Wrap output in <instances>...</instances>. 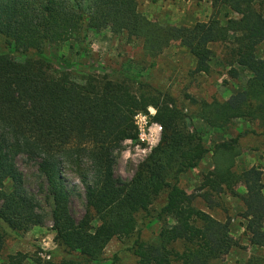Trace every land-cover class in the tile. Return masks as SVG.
<instances>
[{
    "label": "trees",
    "instance_id": "obj_1",
    "mask_svg": "<svg viewBox=\"0 0 264 264\" xmlns=\"http://www.w3.org/2000/svg\"><path fill=\"white\" fill-rule=\"evenodd\" d=\"M211 1L214 11L208 20L177 26L148 19L139 11L138 0H0V255L8 231L26 232L43 225L46 217L40 201L24 185L16 163L19 155L37 163L52 200L60 258L38 257L36 264L101 260L112 238L136 232V215L150 214L162 193L164 203L153 215L162 222L157 237L139 236L130 246L136 264H209L226 255L236 245L229 221L198 207L196 195L179 185L180 175L197 167L208 152L213 166L203 175L201 196H240L245 232L252 244L264 246L262 173L256 166L234 169L239 136L209 149L171 95L126 75L114 79L95 67L78 82L70 73L73 65L51 53L53 44L70 39L81 43L90 29L109 28L126 32L130 40L140 39L150 56L177 42L195 58L194 72L209 73L211 44L227 43L232 61L252 75L245 88L225 100L190 97L198 106L195 115L216 128L241 117L264 125V54H258L264 14L255 0ZM223 6L237 17L223 23L218 15ZM16 52L24 58L17 59ZM150 106L155 110L150 120L161 126L159 140L133 176L121 180L114 173L116 157L124 141L138 136L134 115L149 114ZM65 167L84 185L80 218L70 210ZM238 184L245 186V194L238 193ZM27 257L21 251L9 253L4 264H23Z\"/></svg>",
    "mask_w": 264,
    "mask_h": 264
},
{
    "label": "rangeland",
    "instance_id": "obj_2",
    "mask_svg": "<svg viewBox=\"0 0 264 264\" xmlns=\"http://www.w3.org/2000/svg\"><path fill=\"white\" fill-rule=\"evenodd\" d=\"M255 6L264 14V0H255ZM138 9L148 19L163 24L191 26L197 21H206L214 11L211 0H138ZM223 23L237 14L227 7H220L218 14ZM213 54L210 60L209 73L194 72L195 58L189 50L177 42L171 43L159 55L150 56L142 48L140 39H128L126 32L113 33L109 28L90 29L84 42L74 39L53 44L51 53L56 58H63L73 66L71 76L78 82L93 67L100 73H108L112 78H123L142 81L162 93L171 95L177 106L189 117L186 121L196 127L204 144L212 149L214 144L238 137L237 148L240 154L235 158L234 169L241 171L251 166L261 170L264 185V125L258 119L234 118L231 123L216 128L206 124L195 115L197 105L190 97L198 100H225L232 94L246 87L251 72L232 61L227 43L211 44ZM258 54H264V41L258 47ZM96 59L92 64L91 59ZM15 57H24L16 52ZM149 111V110H148ZM255 129L257 132H250ZM148 146L143 143L137 148L138 142H123L122 149L114 163L115 176L121 180H129L140 161L150 152L159 140ZM143 147L147 149L143 151ZM150 147V149H149ZM17 166L23 174L24 185L29 192L40 201L46 217L43 225L34 226L26 232L8 231L5 244L0 255V264H4L6 255L21 251L28 257L23 264H36L35 259L58 260L54 230L51 222L52 200L47 192L45 181L37 170V163L25 155L16 159ZM213 166L212 153L208 152L195 168L184 172L179 177V185L195 196L194 203L201 209L210 212L215 218L229 221L230 232L236 239V245L230 251L209 264H264V246L254 245L245 232L246 219L243 215V203L240 196L226 192L211 195L210 200L201 196L199 189L203 175ZM65 184L70 193V210L75 218H80L85 210V191L80 176L69 167L63 170ZM239 194L246 193L243 184H238ZM264 194V186L262 189ZM165 193L153 203L150 214L138 213L137 230L128 237H114L106 245L102 259L93 264H136L137 258L130 246L137 237L145 240L155 239L162 222L154 218V214L164 203ZM209 206V207H208ZM172 222V220H169ZM97 224V221H94ZM264 231V225H263ZM47 256H49L47 258Z\"/></svg>",
    "mask_w": 264,
    "mask_h": 264
},
{
    "label": "built area",
    "instance_id": "obj_3",
    "mask_svg": "<svg viewBox=\"0 0 264 264\" xmlns=\"http://www.w3.org/2000/svg\"><path fill=\"white\" fill-rule=\"evenodd\" d=\"M148 110L149 114L138 112L134 115V121L137 126L138 136L135 140L128 139V141L138 142L136 144L137 148H141V145L143 143L147 144L148 146H151V144L155 141V138L157 137V135H159L161 131V126L158 123L150 120V115H153L155 113L154 108L150 106L148 107ZM146 149V147H143L142 150L145 151ZM48 257L49 256H47V258Z\"/></svg>",
    "mask_w": 264,
    "mask_h": 264
}]
</instances>
